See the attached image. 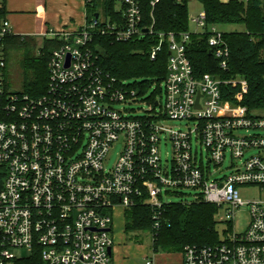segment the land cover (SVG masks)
Instances as JSON below:
<instances>
[{
	"label": "built area",
	"instance_id": "built-area-1",
	"mask_svg": "<svg viewBox=\"0 0 264 264\" xmlns=\"http://www.w3.org/2000/svg\"><path fill=\"white\" fill-rule=\"evenodd\" d=\"M6 1L0 0V264H38L37 257L42 264H115L116 211L148 206L159 230L164 196L180 189L197 190V202L216 206L218 224L227 225L219 243L187 246L183 264H264V201L244 202L239 192L248 186L264 191V115L241 104L247 81L196 77L187 54L193 32L170 33L164 103L155 100L142 117L117 110L136 101L137 92L100 69L94 37L129 42L152 33L141 27L140 0H121L120 20L98 14L77 31L44 34L61 43L48 61L45 93L12 91L5 44L17 34ZM80 1L86 12L94 2ZM205 18L203 12L193 22L204 30ZM209 45L216 57H228L222 32L213 30ZM160 50L161 44L153 48L151 58ZM223 85L240 89L236 102L224 99ZM167 121L185 122V129L169 128ZM164 141L172 146L167 163ZM227 157L232 173L211 179L210 166L221 167ZM242 207L249 208L250 222L237 233L233 221ZM22 250L32 255L17 254Z\"/></svg>",
	"mask_w": 264,
	"mask_h": 264
},
{
	"label": "trees",
	"instance_id": "trees-1",
	"mask_svg": "<svg viewBox=\"0 0 264 264\" xmlns=\"http://www.w3.org/2000/svg\"><path fill=\"white\" fill-rule=\"evenodd\" d=\"M121 0H94L87 7V21L90 23L98 14L112 21L121 19L117 5ZM140 0L142 10L141 27H152V33L145 34L129 42H118L110 35L98 34L94 37V48L98 55V65L105 75L116 79L117 83L142 80L138 88L131 86L140 97L152 84L157 83L160 98L167 76L169 59L168 34L179 35L190 30L189 0ZM205 13L203 33H192L187 54L192 62L196 77L209 74L220 80L245 78L248 93L241 102L252 112H264V0H198ZM4 14V10L3 13ZM243 25L244 31L222 32L227 44L228 57L218 58L209 45L213 27ZM164 35L162 42L160 35ZM158 36V37H157ZM193 36V37H192ZM32 38V37H31ZM30 36L14 35L6 41L7 69L9 52L23 49ZM45 47L37 57L31 48H26L20 66L25 76V92L42 95L48 84V61L52 50L60 46L54 38H44ZM161 44L156 58H151L153 48ZM223 61L227 66L222 67ZM226 101L236 102L238 87L222 86ZM156 102H152V105ZM216 206L196 202L194 204L167 203L161 210L160 229L153 230V211L148 206L137 205L125 211L127 233H150L156 252L182 253L187 246H208L219 243ZM33 260V259H32ZM30 260L20 264H29ZM38 264H42L37 257Z\"/></svg>",
	"mask_w": 264,
	"mask_h": 264
},
{
	"label": "rangeland",
	"instance_id": "rangeland-1",
	"mask_svg": "<svg viewBox=\"0 0 264 264\" xmlns=\"http://www.w3.org/2000/svg\"><path fill=\"white\" fill-rule=\"evenodd\" d=\"M9 0L6 1V4H8ZM31 3V0L25 3V11H34V7H29ZM51 8V7H50ZM48 9V13L50 15L54 14V9ZM189 8V15H190V30L194 31L196 29V24L192 22V18L198 17V15L204 11V8L202 4L198 0H189L188 3ZM219 30H223L226 32H232V31H244L245 27L243 25H228V26H220L218 28ZM31 38V37H30ZM28 45L23 46V49L14 50L12 52H9V62H8V70H7V86L12 91L17 92H24L25 91V76L24 71L21 68V60L23 57V54L26 52V48H31L34 51L35 56L40 57L41 53L40 51L44 49L45 47V41L44 37L40 36H32L31 39L27 40ZM242 79H245L241 77ZM246 80V79H245ZM247 81V80H246ZM126 85L135 86L138 88V93L140 94V87L139 84L142 83V80H130L124 82ZM161 88L163 89V83L160 84ZM248 93V91H247ZM246 93V94H247ZM245 94V95H246ZM155 100H159L161 103H164V97L159 96L158 93V85L157 83L152 84L144 93L137 98L136 101L128 104H117L115 105V108L117 110L123 111L126 113L127 116L132 117H142L147 116L150 114V109L152 107V102ZM159 112V109L156 110ZM257 113V112H256ZM259 115H264V112H258ZM165 126L173 129H185V122H176V121H167L164 124ZM258 133L255 131H251L250 133H247L245 131H242L241 135H248ZM122 149L121 143H119L115 148L112 150L110 155V165H113L114 162L117 160L120 152ZM200 149V148H199ZM205 154V152H204ZM251 154H258L257 151H253ZM161 157L164 163H167V161L171 162L172 160V146L169 142L165 143V141L161 144ZM232 162L230 157H227L225 162L221 167H215L213 165L210 166V178L213 180H219L223 178L224 176L229 175L232 173ZM239 192L241 194V198L244 202H250V201H264V191L261 190V188L257 186H248V187H240ZM197 190L193 189H180V190H170L169 195H165L164 199L168 203H183V204H194L197 202ZM223 215V211L220 210V216ZM123 212L121 209L117 210V219L122 220ZM126 222V220H124ZM250 222V211L248 207H242L237 210L235 214V218L233 221L234 231L237 233H243L247 229ZM218 232L226 230L227 225L221 224L218 225ZM129 237V241L133 243H140L143 245H146L149 250L152 246V237L150 233H144V232H131L127 235ZM17 254H23L24 256H31L32 252L30 250H22L21 252H17ZM180 257V254L178 253H169L164 251H159L157 255V260L159 261L158 264H176V259ZM152 259V254L150 257V260ZM138 263L145 264V260L138 259ZM173 261V262H172Z\"/></svg>",
	"mask_w": 264,
	"mask_h": 264
},
{
	"label": "crops",
	"instance_id": "crops-1",
	"mask_svg": "<svg viewBox=\"0 0 264 264\" xmlns=\"http://www.w3.org/2000/svg\"><path fill=\"white\" fill-rule=\"evenodd\" d=\"M29 0H9L5 5V13L8 17L13 31L21 36H40L44 37L49 31H77L87 23L86 5L80 0H31L29 7H34V11H25V3ZM228 3L230 0H221ZM54 9V14L50 15L48 9ZM202 11L201 13H203ZM200 13V14H201ZM199 14V15H200ZM198 15V16H199ZM103 16V15H102ZM192 18V22H193ZM220 26L213 27V30H219ZM193 33H203L202 29L196 26ZM119 210V209H118ZM122 210V209H121ZM122 220L117 219V211L112 231L114 245L112 248V256L115 264H141L138 259L145 260V264L149 261L152 264H158V252L153 249V240L151 249L146 245L133 243L129 241L128 233L125 230L126 222L124 211ZM152 254V259L150 260ZM176 259V264H183L182 253ZM173 262V261H172Z\"/></svg>",
	"mask_w": 264,
	"mask_h": 264
},
{
	"label": "water",
	"instance_id": "water-1",
	"mask_svg": "<svg viewBox=\"0 0 264 264\" xmlns=\"http://www.w3.org/2000/svg\"><path fill=\"white\" fill-rule=\"evenodd\" d=\"M112 252V250L110 249V253Z\"/></svg>",
	"mask_w": 264,
	"mask_h": 264
},
{
	"label": "bare ground",
	"instance_id": "bare-ground-1",
	"mask_svg": "<svg viewBox=\"0 0 264 264\" xmlns=\"http://www.w3.org/2000/svg\"><path fill=\"white\" fill-rule=\"evenodd\" d=\"M158 37V36H157ZM193 37V36H192ZM192 63V62H191Z\"/></svg>",
	"mask_w": 264,
	"mask_h": 264
}]
</instances>
